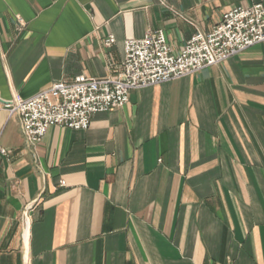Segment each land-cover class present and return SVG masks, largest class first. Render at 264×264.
<instances>
[{"label":"crops","instance_id":"0c3cea01","mask_svg":"<svg viewBox=\"0 0 264 264\" xmlns=\"http://www.w3.org/2000/svg\"><path fill=\"white\" fill-rule=\"evenodd\" d=\"M160 1L0 0V264H264V42L34 145L4 107L120 77L123 43L148 31L178 54L226 12L264 7Z\"/></svg>","mask_w":264,"mask_h":264},{"label":"built area","instance_id":"2783aa9c","mask_svg":"<svg viewBox=\"0 0 264 264\" xmlns=\"http://www.w3.org/2000/svg\"><path fill=\"white\" fill-rule=\"evenodd\" d=\"M16 23L23 24L18 18ZM263 42L264 7L234 8L210 32H196L178 54L171 52L161 31H148L141 39L123 43L120 77L77 76L30 98L15 95L4 107L9 116L19 117L25 141L34 145L51 126L85 130L94 114L123 106L134 90L196 74ZM113 43L112 36L104 41L108 47ZM0 155L6 156L7 151L0 147ZM59 186L64 187L65 182L60 181Z\"/></svg>","mask_w":264,"mask_h":264}]
</instances>
